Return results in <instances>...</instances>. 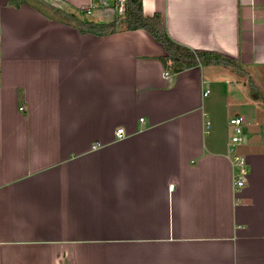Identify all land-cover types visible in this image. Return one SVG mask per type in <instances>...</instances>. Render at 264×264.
I'll return each mask as SVG.
<instances>
[{
	"label": "crops",
	"instance_id": "0c3cea01",
	"mask_svg": "<svg viewBox=\"0 0 264 264\" xmlns=\"http://www.w3.org/2000/svg\"><path fill=\"white\" fill-rule=\"evenodd\" d=\"M52 7L124 15L117 0H0V264H264V102L236 112L220 74L166 77L146 31L84 34ZM142 7L176 43L264 76V0ZM238 113L250 169L239 191Z\"/></svg>",
	"mask_w": 264,
	"mask_h": 264
},
{
	"label": "trees",
	"instance_id": "16d2710c",
	"mask_svg": "<svg viewBox=\"0 0 264 264\" xmlns=\"http://www.w3.org/2000/svg\"><path fill=\"white\" fill-rule=\"evenodd\" d=\"M41 0H10V4L21 6L33 4ZM53 12L63 21L71 24L84 34L106 36L119 32L144 30L164 49L166 55L161 59L166 72L178 74L198 66H219L229 68L238 73L244 69L237 59L209 51L192 50L176 43L167 33L160 15L145 16L142 0H127L124 15L110 23H95L82 20L74 13L52 7Z\"/></svg>",
	"mask_w": 264,
	"mask_h": 264
},
{
	"label": "rangeland",
	"instance_id": "374dc122",
	"mask_svg": "<svg viewBox=\"0 0 264 264\" xmlns=\"http://www.w3.org/2000/svg\"><path fill=\"white\" fill-rule=\"evenodd\" d=\"M68 11L70 12V10ZM203 70L207 78L211 73H214V76L220 74L221 76L218 78H222L224 82L226 79L229 80V87H233L235 89V95L232 101L234 111L247 112V108L253 100H261L264 102V79H260L261 76H263V74L260 73L261 70H247L246 72L243 70L241 73H238L234 70L219 66H204ZM218 78L214 77L212 78V81H216ZM220 87L221 85H217V88H215L217 94ZM214 95L215 94H213V97ZM218 97L221 98V92ZM208 121H210V117L208 118ZM243 146L236 147L235 153L238 152L239 154H242L241 150Z\"/></svg>",
	"mask_w": 264,
	"mask_h": 264
},
{
	"label": "built area",
	"instance_id": "2783aa9c",
	"mask_svg": "<svg viewBox=\"0 0 264 264\" xmlns=\"http://www.w3.org/2000/svg\"><path fill=\"white\" fill-rule=\"evenodd\" d=\"M119 4L118 12L123 14L124 8L126 5L127 0H117ZM166 77H170L168 72L165 73ZM210 90H206L204 95H209ZM143 122V119H141ZM244 124V117L241 113L234 115L230 121V149L229 154L231 155L232 165L234 168V185L236 190L242 189L246 183L248 182L250 169L247 158L239 154L238 152L235 153L236 147L242 146L246 143V135L243 129ZM116 137L118 140H122L126 137V131L124 128H118L116 130Z\"/></svg>",
	"mask_w": 264,
	"mask_h": 264
}]
</instances>
